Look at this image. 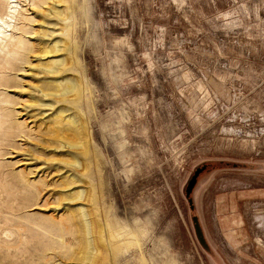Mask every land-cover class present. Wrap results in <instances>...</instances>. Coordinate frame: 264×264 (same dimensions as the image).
Instances as JSON below:
<instances>
[{"label":"rangeland","instance_id":"obj_1","mask_svg":"<svg viewBox=\"0 0 264 264\" xmlns=\"http://www.w3.org/2000/svg\"><path fill=\"white\" fill-rule=\"evenodd\" d=\"M72 2L85 131L67 139L81 145L86 207L118 235L107 259L264 264V0ZM14 160L0 166V218L24 230L15 264L81 258L78 218L52 211L66 196L32 199ZM63 212V229L44 218Z\"/></svg>","mask_w":264,"mask_h":264},{"label":"bare ground","instance_id":"obj_2","mask_svg":"<svg viewBox=\"0 0 264 264\" xmlns=\"http://www.w3.org/2000/svg\"><path fill=\"white\" fill-rule=\"evenodd\" d=\"M72 1L0 0V166L4 160L16 159L8 164L11 176L32 199L47 190L66 196L62 208L52 211L70 209L78 218L85 250L79 259H63L66 264H112L107 254L120 242L118 235H106L86 207L81 145L67 139L85 131L77 110L82 108V92L77 80L69 76L73 71L68 35ZM21 74L29 78L26 83L18 79ZM2 175L0 188L5 185ZM64 212L44 218H56L54 223L63 229ZM6 222L0 218V264H15L25 251L19 250L24 230ZM37 264L52 263L44 256Z\"/></svg>","mask_w":264,"mask_h":264},{"label":"water","instance_id":"obj_3","mask_svg":"<svg viewBox=\"0 0 264 264\" xmlns=\"http://www.w3.org/2000/svg\"><path fill=\"white\" fill-rule=\"evenodd\" d=\"M201 171H202V169L196 170V172L193 174V176L188 181L187 186H186V190H185L186 196L189 197V195L191 194V191H192L194 185L196 184L197 177L201 173ZM189 203L191 204V201H189Z\"/></svg>","mask_w":264,"mask_h":264}]
</instances>
